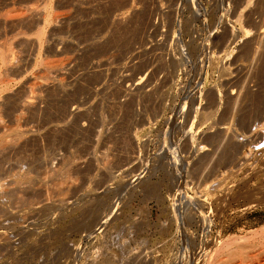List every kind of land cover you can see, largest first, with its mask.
Instances as JSON below:
<instances>
[{"label": "rangeland", "instance_id": "1", "mask_svg": "<svg viewBox=\"0 0 264 264\" xmlns=\"http://www.w3.org/2000/svg\"><path fill=\"white\" fill-rule=\"evenodd\" d=\"M0 45V264H264V0H0Z\"/></svg>", "mask_w": 264, "mask_h": 264}, {"label": "bare ground", "instance_id": "2", "mask_svg": "<svg viewBox=\"0 0 264 264\" xmlns=\"http://www.w3.org/2000/svg\"><path fill=\"white\" fill-rule=\"evenodd\" d=\"M50 18H49V14H45V16H44V22H46L47 23V21L49 20ZM42 33H43V30L41 29L38 33H37V36L40 38L41 37V35H42ZM40 42V41H39ZM5 46V45H4ZM4 47H3V45H2V48H1V45H0V62H5L6 61V59H7V53L8 52H5V50L3 49ZM5 49H6V47H5ZM93 216V215H92ZM94 217V216H93ZM216 249V248H215ZM218 250V249H217ZM215 251V250H214ZM219 252V251H218ZM218 252H217V255H218ZM216 253V252H215ZM214 253V254H215ZM212 254H213V252H212ZM206 257V256H205ZM209 257V261H208V263L210 262V263H213L214 262V258H216V257H218V256H216V255H209L208 256ZM224 258V257H223ZM219 259V258H218ZM220 260V259H219ZM221 260H222V258H221ZM217 261V260H216ZM216 261L214 262V263H216ZM218 262V261H217Z\"/></svg>", "mask_w": 264, "mask_h": 264}]
</instances>
